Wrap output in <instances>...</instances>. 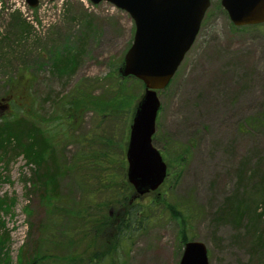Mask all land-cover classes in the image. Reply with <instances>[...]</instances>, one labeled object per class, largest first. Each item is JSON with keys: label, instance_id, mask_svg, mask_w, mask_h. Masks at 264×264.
<instances>
[{"label": "rangeland", "instance_id": "obj_1", "mask_svg": "<svg viewBox=\"0 0 264 264\" xmlns=\"http://www.w3.org/2000/svg\"><path fill=\"white\" fill-rule=\"evenodd\" d=\"M20 31H24L28 54L25 68L17 71L19 64H8L7 58L14 60L11 41ZM133 33L130 15L108 1L38 0L31 7L25 0H0V48L4 56L0 58V118L21 115L22 109L24 117L31 110L37 118L62 119L63 128L52 129L62 164L81 151H89V141H93V147L107 151L119 161V168L126 169L129 125L144 86L117 73ZM79 37H83V50L74 72L62 77L50 72L57 53L73 57L80 46ZM33 38L40 40L37 47ZM16 73L12 95L7 93L6 80ZM118 79L128 86L131 97L136 95L131 105L107 117L89 109L81 111L75 123H71L74 117L67 121L71 106L66 101L76 90L90 99H106ZM55 93H59L58 102L64 99V105L53 104ZM47 95L48 101L43 97ZM158 95L154 137L168 174L157 189L134 198L142 208L155 202L151 209L141 210L140 217L147 216L141 225L128 227L120 241L111 230L100 234L94 245L90 244L91 235L80 244L63 243L68 237L60 230L70 229L66 227L69 214L60 208L62 213L50 215L48 202L35 190L31 166L22 157L13 158L8 165L0 161V196L14 199L0 209V228L9 231L6 248L0 249V264H67L64 259L70 253L78 254V264H93L103 255L99 264H178L183 249L179 240L182 225L170 204L180 211L188 209L189 235L205 245L209 264H264V214L250 220L244 216L241 224L216 215L235 189L241 163L248 169L247 175L259 161L264 170V119L257 127L249 123L264 111V26L235 29L220 0H210L195 40L169 85ZM178 144L189 149L180 162L174 150ZM59 190L61 199L57 201L88 199L76 185L74 171L60 177ZM101 195L94 198L96 203ZM245 196L257 205V212H264L258 188L248 185ZM52 220L60 223L45 230ZM41 235L36 258L34 246ZM259 239L263 242L256 252Z\"/></svg>", "mask_w": 264, "mask_h": 264}, {"label": "trees", "instance_id": "obj_2", "mask_svg": "<svg viewBox=\"0 0 264 264\" xmlns=\"http://www.w3.org/2000/svg\"><path fill=\"white\" fill-rule=\"evenodd\" d=\"M263 26L264 23H259L256 25L234 26V28H260ZM27 31H29L28 28ZM23 32L24 31H20L11 41L14 43L10 48L14 60L7 58L8 64H13L15 62L19 64L17 71L23 70L27 61L28 51L23 42ZM82 38L79 37L77 39L80 46L74 50L75 54L73 53L74 55L71 59L67 57V53H57L53 57L50 64V72L56 73L60 77L74 72L73 70L76 68L79 58L82 55H80V50H83L80 48ZM31 41L35 46L40 44V40L38 39L33 38ZM13 47H17V49ZM1 51L0 48V58L4 57ZM18 73H16L15 76L7 78V93L8 91L11 93L12 90H15V85L12 83L13 80L17 78ZM117 74L119 75V73ZM119 77L126 79L128 76L120 75ZM130 79L132 83L137 82L142 84L133 76H130ZM122 83L123 82L121 80L119 81V79L114 81L112 88L107 93L109 95H107L106 99H103V96H95L90 99L85 92H81L80 89L76 90L66 101V104L71 107L68 109L65 118L67 121H70L71 118L73 119L74 117V121H71L73 124L78 119V115L81 111L93 109L99 117H107L111 114L114 115L113 113L116 114L118 111H123L122 108L131 105L130 100L133 98L135 99L136 95L131 97V95H129L128 86ZM58 96L59 93H55L51 98L54 102L53 104L55 106L64 105V99H59V102L57 101ZM43 97L44 100H49V95ZM21 111L23 112L24 110L21 109ZM22 112H20L21 115L16 114L11 115L12 117L0 118V161L8 165L13 158L22 157L25 162L31 166L32 175L35 180V190L39 191L46 203L48 202L50 215H55V211H59V213L65 211V215H67V213L69 214L70 219H66V227L69 226L70 229L62 228L60 230L63 236L68 237V240L63 243L68 244L77 241V244H80V242L86 240V238L91 235L90 244L94 245V240L100 237V234H104L106 231L111 230H114V233L115 231L117 232V237L120 241L121 235L128 227H136L135 224L141 225L140 223L147 218V216L140 217L141 210L146 207H150L151 209V205L155 204V202L150 201L147 206L142 208L140 203H136V201L133 200L132 186L126 181L125 169H123V167H118L117 164L119 161L114 159L115 157L108 155L105 150L93 147V141H89L91 147L89 151L79 152L68 160V164L64 165L60 162V152L54 142L55 135L52 130L63 128L62 119L48 120L42 117L37 118L32 114L31 110L25 112L27 117H24ZM263 119L264 111L261 116H256L249 123L252 127H257L262 124ZM54 121H56V124H54ZM64 134H67V131H65ZM91 139L92 138H88V140ZM153 142H155V137L153 138ZM107 145L109 144L106 143L105 146ZM174 150L175 158L180 162L184 160L189 149L187 145L178 144L175 146ZM121 160L124 161V158L122 157ZM262 161H264V159H262ZM262 169L261 162H256L249 169V174L247 175L248 169L243 163L240 164V167L237 169L238 179H236V186L230 199L226 201L224 207L222 203V207L220 206L216 211L218 219H228L232 223L241 224L244 221L242 220L244 216H247V219L250 220L254 216L260 218L264 214L262 210L257 212V205L253 201L248 200L245 196V189L248 185L253 188H258L261 193L260 203L264 206V170ZM72 171H74L76 185L88 199L76 200L73 198L69 202L62 200L57 201L61 199L59 190L60 177ZM97 194L101 197V194H103V198H100L96 203L94 198ZM82 198H84V196H82ZM13 201L14 199L10 196H0V209L7 204L13 203ZM55 201L57 202L55 203ZM60 208L63 209V211L59 210ZM170 209L177 214V217H179L181 221L182 229H180L179 233L180 242L183 244L185 241L193 239V236L189 235L188 231L191 229L189 224L190 214L187 212L188 209L184 208L180 211L171 204ZM57 223L60 222L56 220L50 221V224L46 225L45 230H52ZM262 223L264 224L263 221ZM71 226L75 227L71 229ZM42 236L43 235H41L34 246L35 251L33 253L36 258H38V252L36 250H38L43 241ZM8 240L9 231L5 228H0V249L6 248ZM262 242L263 239H259L256 242V252L260 250ZM1 255L2 253L0 252V258ZM77 255L76 253H70L65 256L68 259L64 260L67 264H78L81 259H76ZM104 256L105 255L102 256V259L93 262V264H99ZM91 258V260H93L95 257Z\"/></svg>", "mask_w": 264, "mask_h": 264}, {"label": "water", "instance_id": "obj_3", "mask_svg": "<svg viewBox=\"0 0 264 264\" xmlns=\"http://www.w3.org/2000/svg\"><path fill=\"white\" fill-rule=\"evenodd\" d=\"M36 6L38 0H25ZM108 1L129 13L134 21L130 46L119 72L141 80L129 127L125 156L126 178L135 195L155 190L167 175V165L153 144L160 106L157 91L166 87L191 47L210 0H89ZM235 25L264 22V0H220ZM178 264H209L207 249L198 240L184 243Z\"/></svg>", "mask_w": 264, "mask_h": 264}]
</instances>
